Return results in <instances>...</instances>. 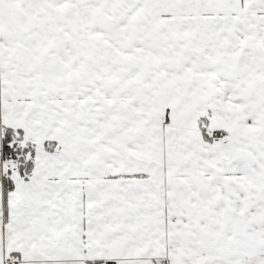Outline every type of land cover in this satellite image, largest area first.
<instances>
[{
  "label": "snow or ice",
  "instance_id": "1",
  "mask_svg": "<svg viewBox=\"0 0 264 264\" xmlns=\"http://www.w3.org/2000/svg\"><path fill=\"white\" fill-rule=\"evenodd\" d=\"M0 264H264V0H0Z\"/></svg>",
  "mask_w": 264,
  "mask_h": 264
}]
</instances>
